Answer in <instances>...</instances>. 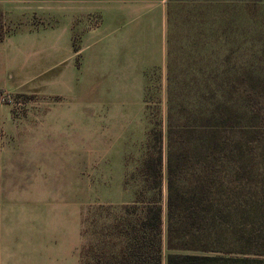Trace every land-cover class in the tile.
Masks as SVG:
<instances>
[{
  "label": "crops",
  "instance_id": "obj_1",
  "mask_svg": "<svg viewBox=\"0 0 264 264\" xmlns=\"http://www.w3.org/2000/svg\"><path fill=\"white\" fill-rule=\"evenodd\" d=\"M231 2L0 0L4 26L35 14L53 19L22 26L0 42V99L9 95L24 104L16 112L0 100V264H50L57 257L51 189L34 176L25 181V163L18 166L25 160L35 166L33 152L57 149L55 103L65 100L66 113L85 117L110 107L122 118L141 99L145 112L147 86L172 85L176 56L232 51L225 50L232 48L225 32L210 37L208 30L180 29L181 7ZM81 245L80 236L79 252Z\"/></svg>",
  "mask_w": 264,
  "mask_h": 264
},
{
  "label": "rangeland",
  "instance_id": "obj_2",
  "mask_svg": "<svg viewBox=\"0 0 264 264\" xmlns=\"http://www.w3.org/2000/svg\"><path fill=\"white\" fill-rule=\"evenodd\" d=\"M180 10V29L208 30L206 35L210 37L225 32L232 37L226 40L232 48L225 50L232 51L176 56L180 61L174 65L172 85L160 86L155 81L147 86L145 112L140 99L126 117L120 118L110 107L85 117L66 113L68 103L58 100L51 119L58 130L57 149L33 152L35 166L28 164L30 160L18 164L23 167L25 163L21 172L25 181L27 176H34L40 185L51 189L57 257L50 264H77L80 236L82 245L85 241L81 235L82 220L90 208L99 204L118 207L133 201L140 181L138 168L147 148L153 146L148 141L153 129L163 133L166 155L170 105L182 122L191 125L200 123H195L194 118L206 113L207 108L217 117L242 118L244 147L236 159L231 156L227 163L234 161L238 169L240 162L248 192L258 189L263 194L264 0L186 4ZM52 20L35 14L24 18L22 24L6 25L3 30L10 33L22 26L36 28ZM205 50L212 49H201ZM163 254L166 264V247Z\"/></svg>",
  "mask_w": 264,
  "mask_h": 264
},
{
  "label": "trees",
  "instance_id": "obj_3",
  "mask_svg": "<svg viewBox=\"0 0 264 264\" xmlns=\"http://www.w3.org/2000/svg\"><path fill=\"white\" fill-rule=\"evenodd\" d=\"M173 110L166 155L163 133L148 135L133 201L84 215L80 264H164L165 247L166 264H264V191L249 193L241 163H227L244 147L242 118L207 108L191 125Z\"/></svg>",
  "mask_w": 264,
  "mask_h": 264
},
{
  "label": "built area",
  "instance_id": "obj_4",
  "mask_svg": "<svg viewBox=\"0 0 264 264\" xmlns=\"http://www.w3.org/2000/svg\"><path fill=\"white\" fill-rule=\"evenodd\" d=\"M3 103H6L8 105H11L16 112H21L24 109V104L21 101H18L17 99L9 96V95H3L0 99ZM2 134H0V138H2Z\"/></svg>",
  "mask_w": 264,
  "mask_h": 264
}]
</instances>
